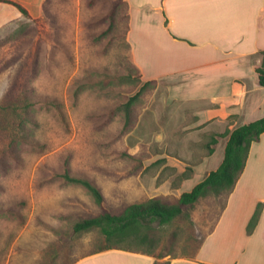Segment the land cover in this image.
Masks as SVG:
<instances>
[{
    "label": "rangeland",
    "instance_id": "1",
    "mask_svg": "<svg viewBox=\"0 0 264 264\" xmlns=\"http://www.w3.org/2000/svg\"><path fill=\"white\" fill-rule=\"evenodd\" d=\"M47 8L0 30V264H62L106 245L190 254L226 194L211 193L172 222H152L123 240L99 228L74 232L77 221L104 210L120 213L154 196L173 201L194 169L168 165L184 151L164 125L165 88L154 80L141 90L127 4L48 0ZM22 89L37 101L33 123L21 117ZM138 92L126 132V103ZM9 93L17 110L3 109ZM67 167L100 187L102 205L63 177Z\"/></svg>",
    "mask_w": 264,
    "mask_h": 264
},
{
    "label": "crops",
    "instance_id": "2",
    "mask_svg": "<svg viewBox=\"0 0 264 264\" xmlns=\"http://www.w3.org/2000/svg\"><path fill=\"white\" fill-rule=\"evenodd\" d=\"M16 1L32 16L45 3ZM125 1L133 62L144 81L165 88L164 125L184 151L168 165L179 172L194 169L181 195L222 164L234 129L264 117V86L255 73L264 58V0ZM23 18L15 5L0 0V30ZM209 146L211 152L201 154ZM259 206L260 218L249 232ZM156 263L264 264V133L251 144L245 169L195 257L113 248L74 264Z\"/></svg>",
    "mask_w": 264,
    "mask_h": 264
},
{
    "label": "trees",
    "instance_id": "3",
    "mask_svg": "<svg viewBox=\"0 0 264 264\" xmlns=\"http://www.w3.org/2000/svg\"><path fill=\"white\" fill-rule=\"evenodd\" d=\"M6 1L15 5L25 17H31L28 9L22 5L20 2L16 0H1ZM47 1L43 5L45 11L47 8ZM127 4L125 0H121ZM48 15V14H47ZM264 54V52H263ZM139 70V69H138ZM140 77L141 72L139 70ZM255 73L257 77V83L259 86H264V58L261 65L255 67ZM154 82V80L146 81L142 86L141 90L147 87L149 83ZM12 87V86H11ZM15 87V85H13ZM24 91L23 103L21 106L24 114L25 120L33 123V115L31 112V108L37 104V101L33 99L31 94H28L27 89H22ZM140 92L130 98V100L126 103V113H127V121L124 126V131L130 130L134 124L130 121V104L132 100L138 96ZM14 94L9 93L8 104L4 105L3 109H14V103L11 97ZM18 106V108L20 107ZM229 132V131H228ZM264 133V117L257 119L252 122L244 123L241 126L234 129L229 137L226 149L225 156L222 164L216 169L211 171L208 176L203 179L201 182L196 184L191 191L183 192L179 197H176L171 202H166L160 196L149 197L141 202H133L126 206L124 211L120 213H113L109 210H104L96 215H92L90 217L81 219L74 224L73 230L75 233H80L84 231H89L95 228H99L101 232L106 236L109 240H119L124 238V236H128L132 234L134 230H142L147 227H150V223L158 222L159 225H164L172 222L180 215H182L185 210L197 202H199L202 198L208 196L211 193H215L217 195L226 194L225 202L221 208V211L224 209L229 195L234 190L240 176L242 175L246 162L249 155L250 146L254 141L260 139L261 134ZM211 152V150H210ZM63 177L73 183L81 184L85 188L91 192L94 196L95 200L99 204H103L105 197L100 189V187L90 178L87 177H78L71 174L70 169L67 167ZM220 211V212H221ZM262 211V207L259 206L253 215L249 226L248 231L252 232L257 225V222L260 218V214ZM220 214V213H219ZM214 226V225H213ZM212 226V228H213ZM210 229V231L212 230ZM208 231L204 237L200 240L198 246L195 250L191 251L188 255H179V256H187V257H195L199 248L203 244L206 236L209 234ZM127 240V239H125ZM127 249L142 253H147L154 255L156 257H163L168 255L169 253H153L145 250H136L133 248L118 246V245H106L99 248L96 251L84 254L79 258H74L68 262H62V264H74L80 258L94 254L107 249ZM177 257V256H173ZM62 259V258H61ZM56 261V257L52 258V262ZM62 261V260H61ZM158 264V263H156Z\"/></svg>",
    "mask_w": 264,
    "mask_h": 264
}]
</instances>
